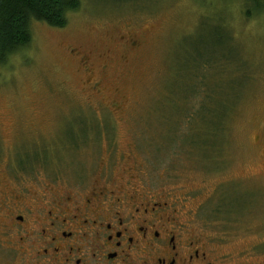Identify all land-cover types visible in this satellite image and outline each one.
<instances>
[{
    "label": "rangeland",
    "instance_id": "rangeland-1",
    "mask_svg": "<svg viewBox=\"0 0 264 264\" xmlns=\"http://www.w3.org/2000/svg\"><path fill=\"white\" fill-rule=\"evenodd\" d=\"M242 1L79 0L64 28L33 22L0 66V201L133 168L225 264H264V10L246 17ZM204 59L215 96L200 106ZM10 210L0 264L20 259Z\"/></svg>",
    "mask_w": 264,
    "mask_h": 264
},
{
    "label": "flooded vegetation",
    "instance_id": "flooded-vegetation-1",
    "mask_svg": "<svg viewBox=\"0 0 264 264\" xmlns=\"http://www.w3.org/2000/svg\"><path fill=\"white\" fill-rule=\"evenodd\" d=\"M132 169L119 180L98 177L85 190L47 186L27 191L30 197H3L0 208H11V218L2 234L8 244L17 241L19 264H225L227 255L190 229L189 215L137 182Z\"/></svg>",
    "mask_w": 264,
    "mask_h": 264
},
{
    "label": "trees",
    "instance_id": "trees-1",
    "mask_svg": "<svg viewBox=\"0 0 264 264\" xmlns=\"http://www.w3.org/2000/svg\"><path fill=\"white\" fill-rule=\"evenodd\" d=\"M262 5L264 6V0H243L241 3L242 12L246 17L257 15L264 10ZM79 8V0H0V66L5 65L12 56L22 52L30 45L33 22L44 23L53 28H64L68 23L69 14L78 11ZM218 36L215 40L217 48L221 42ZM230 40L231 38H229ZM213 61V70L218 72L221 69L222 61L217 57ZM198 66L204 70V73L197 80L196 97H193L190 102H194V105L202 106L204 103L208 105L215 96L205 81L209 62L204 59V62L199 63ZM195 113L196 110L187 115V120L192 121ZM208 114L209 110L205 108L204 121L208 119ZM217 117L221 119L222 113ZM198 129L200 133L211 135L202 127ZM210 147L209 145L208 148Z\"/></svg>",
    "mask_w": 264,
    "mask_h": 264
}]
</instances>
